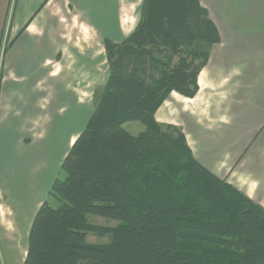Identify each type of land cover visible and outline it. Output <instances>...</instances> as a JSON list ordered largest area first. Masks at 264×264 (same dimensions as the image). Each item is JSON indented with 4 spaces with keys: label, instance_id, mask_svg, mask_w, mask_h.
Here are the masks:
<instances>
[{
    "label": "trees",
    "instance_id": "16d2710c",
    "mask_svg": "<svg viewBox=\"0 0 264 264\" xmlns=\"http://www.w3.org/2000/svg\"><path fill=\"white\" fill-rule=\"evenodd\" d=\"M219 40L198 0H142L131 33L104 38L107 79L32 218L22 264H264V207L196 160L180 127L155 118L171 91L196 94ZM129 120L145 128L133 135Z\"/></svg>",
    "mask_w": 264,
    "mask_h": 264
},
{
    "label": "crops",
    "instance_id": "0c3cea01",
    "mask_svg": "<svg viewBox=\"0 0 264 264\" xmlns=\"http://www.w3.org/2000/svg\"><path fill=\"white\" fill-rule=\"evenodd\" d=\"M198 1L220 40L197 75L196 94L171 91L155 118L180 127L196 160L264 207V0ZM141 6L0 0V198L35 187L38 140L47 139L63 103L91 112L108 76L104 38L127 37ZM54 101L63 103L54 109ZM6 219L0 205V227Z\"/></svg>",
    "mask_w": 264,
    "mask_h": 264
},
{
    "label": "rangeland",
    "instance_id": "374dc122",
    "mask_svg": "<svg viewBox=\"0 0 264 264\" xmlns=\"http://www.w3.org/2000/svg\"><path fill=\"white\" fill-rule=\"evenodd\" d=\"M102 77L106 74L105 65L100 66ZM63 102H53V107ZM63 112L54 114L51 123L52 130L48 133L47 139L38 140L36 162V184L32 189L16 188V198L12 194H2L0 205L7 217L8 227H0V264H22L27 247V233L35 211L46 199L48 190L54 178L60 173V163L65 156L68 145V136L76 132V135L84 127L90 112L85 106H66L64 103ZM88 109V110H87ZM76 112L78 114H76ZM122 127L129 133L135 135L145 128L140 120H129L122 123ZM52 173V178H51ZM30 193V194H29ZM28 195V196H27ZM36 203V210L35 204ZM30 217V218H29ZM87 220L100 225H116L119 221L108 217L87 214ZM30 219V220H28ZM86 238L90 242H107V236H101L88 232Z\"/></svg>",
    "mask_w": 264,
    "mask_h": 264
}]
</instances>
